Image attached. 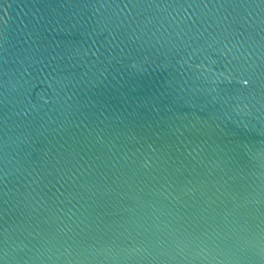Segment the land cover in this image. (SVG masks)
Returning <instances> with one entry per match:
<instances>
[{"label": "water", "instance_id": "1", "mask_svg": "<svg viewBox=\"0 0 264 264\" xmlns=\"http://www.w3.org/2000/svg\"><path fill=\"white\" fill-rule=\"evenodd\" d=\"M0 264H264V0H0Z\"/></svg>", "mask_w": 264, "mask_h": 264}]
</instances>
